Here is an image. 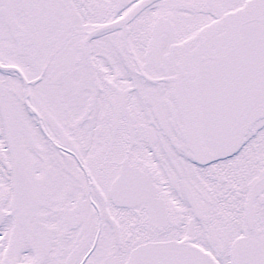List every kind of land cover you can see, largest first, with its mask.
Segmentation results:
<instances>
[{"label":"snow or ice","instance_id":"obj_1","mask_svg":"<svg viewBox=\"0 0 264 264\" xmlns=\"http://www.w3.org/2000/svg\"><path fill=\"white\" fill-rule=\"evenodd\" d=\"M0 264H264V0H0Z\"/></svg>","mask_w":264,"mask_h":264}]
</instances>
